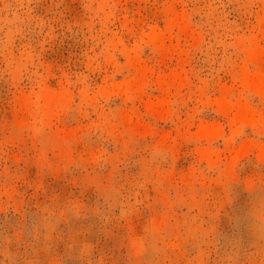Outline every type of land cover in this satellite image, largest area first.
<instances>
[{
	"label": "rangeland",
	"instance_id": "1",
	"mask_svg": "<svg viewBox=\"0 0 264 264\" xmlns=\"http://www.w3.org/2000/svg\"><path fill=\"white\" fill-rule=\"evenodd\" d=\"M260 69L264 0H0V264H264Z\"/></svg>",
	"mask_w": 264,
	"mask_h": 264
},
{
	"label": "bare ground",
	"instance_id": "2",
	"mask_svg": "<svg viewBox=\"0 0 264 264\" xmlns=\"http://www.w3.org/2000/svg\"><path fill=\"white\" fill-rule=\"evenodd\" d=\"M152 33H154V32H152ZM155 34H157V33H155ZM156 38L158 40V37L155 36V39ZM249 54H250V56H248V58L251 57L253 60L260 59V55H259L258 52L256 53V52H252L251 51ZM249 86L252 89H254L255 91H258L260 94H264V70L263 69H260L258 72H256L253 75ZM46 99H47L48 105H52L53 103H55L54 97L51 96L50 94H46ZM248 108L249 107H247V105H244V107L238 108V114L240 115L241 118H246L247 116H248V118L251 117V116L248 115V114H250V111H249ZM252 114H253V112H252ZM248 118H246V119H248ZM263 153H264V150H263Z\"/></svg>",
	"mask_w": 264,
	"mask_h": 264
}]
</instances>
